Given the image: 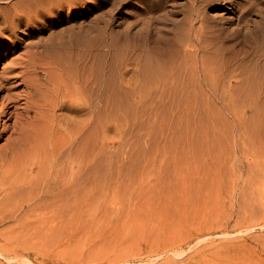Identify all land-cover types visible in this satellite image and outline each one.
<instances>
[{
    "label": "rangeland",
    "instance_id": "rangeland-1",
    "mask_svg": "<svg viewBox=\"0 0 264 264\" xmlns=\"http://www.w3.org/2000/svg\"><path fill=\"white\" fill-rule=\"evenodd\" d=\"M14 1L0 0V16ZM151 1L19 0L33 17L0 40V79L22 58L53 67L57 53L72 55L100 99L98 158L88 179L66 181L74 161L54 165L59 150L14 151L24 85L0 91V110L16 95L0 121V264H264V0H204L198 19L191 0ZM70 113L54 141L63 150L86 116ZM143 185L157 193L137 200Z\"/></svg>",
    "mask_w": 264,
    "mask_h": 264
},
{
    "label": "bare ground",
    "instance_id": "bare-ground-1",
    "mask_svg": "<svg viewBox=\"0 0 264 264\" xmlns=\"http://www.w3.org/2000/svg\"><path fill=\"white\" fill-rule=\"evenodd\" d=\"M149 2L151 0H148ZM177 1V0H176ZM180 1V0H179ZM208 1V0H207ZM214 1V0H213ZM223 1V0H222ZM231 1V0H229ZM251 0H249L250 2ZM152 2V1H151ZM168 2V1H167ZM172 2V1H171ZM192 4V9H194V12H196L197 15V19L201 17V15L199 13H197V6L205 3L204 0H191L190 1ZM189 2V3H190ZM210 2V1H208ZM233 2V1H232ZM248 2V1H247ZM246 2V3H247ZM248 2V3H249ZM154 3V0L153 2ZM151 3V4H152ZM224 4V2H221ZM253 3V2H251ZM19 0L14 1L11 4V7L13 9H9V11L7 12V14H2V16H0V40H10L13 37H17L16 32L20 31L21 28H23L22 26L24 24H22V19L26 17L27 19V24L26 28H29L28 26L31 25V19H32V13H28L26 10V8H18L19 5ZM174 4L176 5V3L174 2ZM179 4V3H178ZM209 3H207L208 5ZM237 4V3H235ZM254 4V3H253ZM252 4V5H253ZM211 5V4H210ZM225 5V4H224ZM238 5V4H237ZM241 5V4H240ZM240 5H238L240 7ZM250 5L249 8H253L254 6ZM73 6V5H72ZM186 6V5H185ZM209 6V5H208ZM215 6V5H214ZM229 6V5H228ZM235 6V5H234ZM243 6V4H242ZM245 6V4H244ZM176 7V6H175ZM189 7V6H187ZM178 8V7H177ZM227 8V7H226ZM242 8V7H241ZM240 8V9H241ZM244 8V7H243ZM242 8V10H243ZM21 9H24L23 11ZM202 9V8H201ZM239 9V8H238ZM246 9V8H245ZM257 9V8H256ZM264 9V7L262 8ZM15 10V11H14ZM218 10V9H217ZM255 10V9H253ZM174 11V10H173ZM176 11V10H175ZM192 12V11H191ZM209 12V10H208ZM244 12V10H243ZM257 12V11H256ZM263 12V11H262ZM261 12V14H262ZM177 13V12H176ZM188 13V12H186ZM202 13V12H201ZM204 13V12H203ZM245 13V12H244ZM243 13V15H244ZM32 14V15H31ZM209 14V13H208ZM259 14V13H257ZM194 16V14H193ZM245 16V15H244ZM211 17V16H210ZM223 17V16H222ZM240 17V16H239ZM238 17V18H239ZM262 17V15H261ZM207 18V17H205ZM224 18V17H223ZM242 18V17H241ZM226 19V18H225ZM34 20V19H33ZM194 20V18H193ZM205 20V19H203ZM241 20H245L241 19ZM180 21V20H179ZM208 22V19L206 20ZM240 21V20H239ZM200 22V21H198ZM26 23V22H25ZM255 23V22H254ZM179 24V23H178ZM182 24V23H181ZM201 24V23H200ZM207 24V23H206ZM251 25V24H250ZM204 26V25H203ZM180 27V26H179ZM177 26V29L179 28ZM193 27V25H192ZM254 27V26H253ZM257 27V26H256ZM188 28V27H187ZM25 29V28H24ZM181 29V28H179ZM193 29V28H191ZM255 29V28H254ZM262 30V29H261ZM264 30V29H263ZM176 31V30H175ZM174 31V32H175ZM192 31V30H191ZM205 31V30H204ZM207 31H211V30H207ZM214 30H212L211 32H213ZM255 30H253L254 32ZM257 31V28H256ZM259 31V30H258ZM206 32V31H205ZM262 33L263 31H259V33ZM178 33V30H177ZM207 33V32H206ZM218 33V32H217ZM255 33V32H254ZM258 33V32H256ZM208 34V33H207ZM210 34H214V33H210ZM162 34H160V38L163 36H161ZM175 35V33H174ZM179 35L180 31H179ZM201 35V34H200ZM204 35V34H203ZM254 35V34H253ZM264 35V34H262ZM261 35V37H262ZM176 36V35H175ZM199 36V35H198ZM208 36V35H207ZM211 36V35H210ZM213 36V35H212ZM217 36V35H214ZM259 36V34H258ZM209 37V36H208ZM206 37V38H208ZM260 37V38H261ZM73 38V37H72ZM167 39L166 37H163L161 39ZM170 38V37H169ZM67 39V38H66ZM175 39V37L173 38ZM68 40V39H67ZM78 40H81V38H79ZM75 40V41H78ZM252 40V38H251ZM256 40V39H255ZM252 40L253 43H255L256 41ZM65 41V39H64ZM173 41V40H172ZM171 41V43H172ZM177 41V39H176ZM194 41V40H193ZM197 41V40H195ZM255 41V42H254ZM261 41V40H260ZM61 42V41H60ZM74 42V41H73ZM80 42V41H79ZM83 42V41H81ZM80 42V45L82 44ZM158 43V41H156ZM170 42V40H169ZM169 42L167 43L166 41V45L169 44ZM178 42V41H177ZM201 42V41H200ZM69 43V41H68ZM155 43V42H154ZM155 43V44H157ZM160 44L162 42H159ZM164 43V42H163ZM176 43V42H175ZM199 43V42H198ZM252 43V45H253ZM77 44V43H76ZM76 44L74 45V47L76 46ZM67 45V43H66ZM71 45V44H70ZM161 45H165V44H161ZM170 45V44H169ZM174 47L176 46L175 44H173ZM172 45V46H173ZM199 45V44H198ZM250 45V47H255L256 44H254L253 46ZM61 46V45H59ZM58 46V47H59ZM153 46V45H152ZM158 46L160 47V45L158 44ZM156 45H154V47H158ZM179 46V45H177ZM260 46V43H259ZM46 47V46H45ZM64 47V46H63ZM62 47V48H63ZM77 47V46H76ZM204 47V46H203ZM202 47V48H203ZM262 47V46H261ZM60 48V47H59ZM71 47H67V49H70ZM78 48V47H77ZM152 48V47H150ZM257 48V47H256ZM255 48V49H256ZM44 49V48H43ZM53 49V48H52ZM56 49V48H55ZM65 49V48H64ZM72 49L74 50L73 46ZM72 49H70V51H72ZM166 49V48H165ZM260 49V47H259ZM263 49V47H262ZM47 50V48H46ZM61 50V49H60ZM58 50V51H60ZM176 50V49H174ZM180 50V49H179ZM203 50V49H202ZM50 51V50H49ZM56 51V50H55ZM56 51V52H58ZM152 51H156V50H150ZM177 51V50H176ZM201 51V49H200ZM204 51V50H203ZM202 51V52H203ZM263 51V50H262ZM56 52L54 54H56ZM76 52V51H75ZM158 52V51H157ZM166 52V51H165ZM178 52V51H177ZM199 52V51H198ZM261 52V50H260ZM39 53V52H38ZM44 55L49 56L48 54H45L44 50H43ZM42 53V54H43ZM48 53V51H47ZM74 52H72L71 54H73ZM172 53V52H171ZM180 53V52H179ZM182 53V52H181ZM186 53V52H185ZM205 53V52H204ZM40 54V53H39ZM50 54V53H49ZM77 54V53H75ZM80 54V53H79ZM79 54H77V56H79ZM156 54V52H155ZM167 54V53H166ZM197 54V53H196ZM199 54V53H198ZM51 55V54H50ZM53 55V54H52ZM51 55V56H52ZM161 55V54H159ZM163 55V54H162ZM161 55V56H162ZM41 56V55H40ZM50 56L47 57L50 60H52V57ZM57 58L54 57L53 60H55V62H51V61H47V63H54L53 67H50L49 65H46L43 63L44 58H41L40 61L36 62L35 60H38L37 58L40 57H35L34 59L28 58L27 59H23L20 62V65L13 67H10V71H13L14 69H17L18 67H20V70L18 72H16V74H9L6 76H3L0 79V91H3L7 88H9L10 85H12V83H14V81H11L13 78H17L18 80L20 79V81H22V84L24 85V89H23V94L20 97V94H18V97H20V99H23L26 103H28V107L27 109L24 111L25 113V118L23 119V121L21 123L16 122L14 124L15 130L14 132L17 134L16 136V143L13 146V148L15 149L14 151H21L22 146L24 147V153H27V157H31L33 158H37L38 156H42L43 157H50L49 154L52 150H59V156L58 157H51V161L52 163H54V165H57L59 163H62L65 161V159L68 158V160L70 159L71 161H74L73 163V168H72V172L63 174L62 180H68V181H83L85 180L88 175L86 176V174L84 173V166L86 165H90V167H92V170L94 172V168H96L97 166V158H98V150L96 148L97 145V140H98V125L100 122L99 119V115H100V99H98L97 101V96H96V91L92 89L90 90V96L88 94H86V89L85 86L83 85V83H85L86 81V77L87 74L84 77V82L82 81L83 76H81L80 72H77L76 66L74 64H78V63H73L72 59H70V55H63L61 53L56 54ZM76 57V55H74ZM155 56V55H154ZM153 56V57H154ZM160 56V57H161ZM184 56V55H183ZM201 56V55H200ZM43 57V56H42ZM45 57V56H44ZM179 57V56H178ZM46 58V59H47ZM163 58V57H162ZM184 58V57H183ZM43 59V61H42ZM47 59V60H49ZM77 60V58H75ZM79 59V58H78ZM97 58H95L96 60ZM150 59V58H149ZM153 59V58H152ZM167 59V58H166ZM172 59V57H171ZM19 60V61H20ZM81 60V58L79 59ZM78 60V61H79ZM154 60V59H153ZM163 60V59H162ZM46 61V60H45ZM208 61V60H207ZM80 62V61H79ZM149 62V61H148ZM19 63V62H18ZM73 63V64H72ZM87 63V62H86ZM85 63V64H86ZM177 63V62H176ZM175 63V64H176ZM188 63V62H187ZM82 64V63H81ZM143 64V63H142ZM149 64H151L149 62ZM179 64V63H178ZM192 64V63H191ZM190 64V65H191ZM84 65V64H83ZM87 65V64H86ZM93 65V64H92ZM91 65V66H92ZM160 65H163L162 63ZM184 65V64H183ZM79 66V65H78ZM81 67H83L82 65H80ZM85 66V65H84ZM149 66V65H147ZM153 66V65H152ZM158 66V65H157ZM179 66V65H178ZM177 66V67H178ZM192 66V65H191ZM57 68V71L54 70ZM80 67V68H81ZM90 67V66H89ZM94 67V66H92ZM97 67V66H96ZM151 67V66H150ZM172 67V66H171ZM176 67V68H177ZM181 67V66H180ZM193 67V66H192ZM86 68V67H85ZM142 68V67H141ZM149 68V67H148ZM148 68L146 67V69L148 70ZM159 69V67H157ZM156 68V71H157ZM162 68H164V66H162ZM175 68V67H174ZM197 68V67H196ZM79 69V68H78ZM93 69V68H91ZM98 69V68H96ZM144 69V68H143ZM82 70V68H81ZM80 70V71H81ZM83 73H85L86 70L83 69ZM155 70V68H154ZM162 70V69H160ZM164 70V69H163ZM149 71V70H148ZM151 71V70H150ZM197 71V70H196ZM200 71V70H199ZM202 71V70H201ZM77 72V73H76ZM82 72V71H81ZM93 72H95L93 70ZM142 72V71H141ZM153 72V71H152ZM151 72V73H152ZM164 72V71H163ZM203 72V71H202ZM82 73V75H84ZM145 73V71H144ZM143 73V74H144ZM157 73V72H156ZM212 73V72H211ZM80 74V75H79ZM98 74V73H97ZM161 71H160V75L161 76ZM74 77L75 75V81H74V89H71L70 86V78L69 76ZM95 75V73H94ZM142 75V74H141ZM145 75V74H144ZM143 75V76H144ZM147 75V74H146ZM163 75V74H162ZM183 75V73H182ZM153 75H151L152 77ZM142 77V76H141ZM147 77V76H146ZM144 76V78H146ZM183 77V76H182ZM158 78V76H157ZM156 78V79H157ZM164 78V77H163ZM207 78V77H206ZM142 79V78H141ZM150 79V76L146 79L148 80ZM202 79V78H201ZM251 79H255V78H251ZM170 80V79H169ZM72 81V78H71ZM153 81V80H152ZM157 81V80H156ZM160 81V80H159ZM162 81V80H161ZM203 81V80H202ZM83 82V83H82ZM145 83V82H144ZM161 83V82H160ZM164 83V82H163ZM162 83V84H163ZM172 83V81H171ZM204 83V82H203ZM96 84V83H95ZM94 85V84H93ZM97 85V84H96ZM148 85V83H147ZM164 85V84H163ZM162 85V86H163ZM205 86V84L203 85ZM95 88V86H93ZM144 87V86H143ZM152 87V86H151ZM155 87V85H154ZM161 87V86H160ZM174 87V86H173ZM176 87V86H175ZM93 88V89H94ZM97 88V86H96ZM95 88V89H96ZM158 88V87H157ZM164 88V87H163ZM180 88V85H179ZM153 89V88H151ZM156 90V88H154ZM176 89V88H175ZM178 89V88H177ZM97 90V89H96ZM159 90V88H158ZM154 91V90H153ZM156 92V91H155ZM149 93V92H148ZM154 93V92H152ZM151 93V94H152ZM160 94V93H159ZM168 94V93H167ZM166 94V95H167ZM176 94V92H175ZM186 94V93H184ZM165 95V94H164ZM169 95V94H168ZM16 95L15 94H8L7 95V102H5L3 104V107L0 110V121H1V116L4 115L6 116L9 112V109L13 106V104H11L13 102V99ZM146 96V95H145ZM158 96V95H157ZM178 96V94H177ZM184 96V95H183ZM100 97V96H99ZM150 97V96H149ZM160 97H162L160 95ZM185 97V96H184ZM129 98V97H127ZM179 98H182L179 96ZM163 99V98H162ZM184 99V98H183ZM153 100V99H152ZM160 100V99H159ZM185 101L187 100L186 98L184 99ZM165 101V99H164ZM184 101V102H185ZM172 110V109H171ZM70 112H74L77 115H81L84 114L86 115L82 120L79 121L77 128L75 130V132H72L70 134V138L67 142H69V145L67 146L66 149H62L61 146L58 147V142H54L55 140H57V138L55 137L57 134L59 135H63L65 130H70L71 125H73L74 120L72 118H70L71 114ZM176 114V113H175ZM175 118V117H174ZM92 141L93 143V147L90 148L89 153L86 152L85 150L88 148H86V146H88V141ZM65 143V142H64ZM76 146V147H74ZM90 147V146H89ZM16 153V152H15ZM23 153V150H22ZM23 153V154H24ZM75 159H74V158ZM39 158V157H38ZM56 159L55 162H53V160ZM21 158H19L20 160ZM44 160V159H43ZM48 160V158H47ZM15 161V158H14ZM42 161V160H41ZM70 161V162H71ZM32 162V161H31ZM36 162V161H35ZM38 162V161H37ZM99 163V161H98ZM43 164V163H42ZM69 164V163H68ZM71 164V163H70ZM74 165L77 166V168L74 170ZM38 166V164L36 165ZM32 167V166H31ZM34 167V166H33ZM88 167V166H87ZM94 167V168H93ZM31 169V168H30ZM97 169V168H96ZM28 170V169H27ZM32 173V172H31ZM30 173V174H31ZM62 173V172H61ZM28 174V177H24L26 181H34V178ZM17 177V175H12L10 173H8L7 175L4 174L3 178L4 179H11L12 181H14ZM50 177H52L50 175ZM88 179V178H87ZM18 180V179H17ZM21 180V179H20ZM23 180V179H22ZM263 177L261 175H257L256 177V181H262ZM138 184V183H137ZM159 187V185H157ZM131 187V186H130ZM162 188V187H161ZM62 189V188H61ZM135 190V189H133ZM146 190H151L153 192L157 191V187H145L144 185L142 186V188L137 192V200H141L142 196H144V193L146 192ZM157 193V192H156ZM161 194V193H160ZM164 194V193H163ZM168 195V194H166ZM184 195V194H183ZM161 196V195H160ZM170 196V195H169ZM181 197H183L182 195H180ZM159 197V196H158ZM173 198V197H172ZM175 198V197H174ZM173 198V199H174ZM178 198V197H177ZM176 198V199H177ZM153 199V198H152ZM162 200V199H161ZM158 201V200H157ZM165 201V200H164ZM182 204L185 205V200L182 199ZM105 205V204H104ZM138 206V205H137ZM155 209V208H154ZM156 209L158 210H162L163 209V204H159L158 206H156ZM155 209V210H156ZM165 213V212H164ZM170 213H171V209H170ZM153 214V213H152ZM163 215V214H162Z\"/></svg>",
    "mask_w": 264,
    "mask_h": 264
}]
</instances>
